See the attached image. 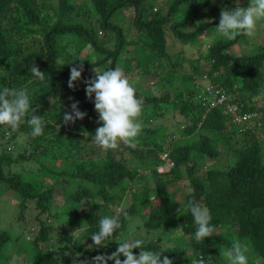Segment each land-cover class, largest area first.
Instances as JSON below:
<instances>
[{
	"label": "trees",
	"instance_id": "obj_1",
	"mask_svg": "<svg viewBox=\"0 0 264 264\" xmlns=\"http://www.w3.org/2000/svg\"><path fill=\"white\" fill-rule=\"evenodd\" d=\"M89 2L98 16L100 28L109 27L114 31L116 46L113 50L103 48L82 25L67 22V15L73 10V5L68 0H37V3L34 0H0V89L7 87L26 90L30 106H39L35 114L41 116L45 122L43 134L32 136V128L27 123V119L33 114L30 107L17 131L9 135L10 129L7 126L0 130L2 137L5 131L8 132L9 140L14 139L19 132L30 133L31 148H40L34 155L38 163L36 175L25 178L10 167L18 160H28L32 156H24V148L11 156L0 146V182L3 188L15 191L21 204L25 200H33L40 210H46L50 207L53 195L51 185L43 186L44 177H59L66 186H73L67 191L66 204L69 209L65 210V214L70 220L67 222L72 224L82 220L86 230L78 238L72 239L70 233H63L57 240L71 244L73 253L89 255L90 258L103 253L95 247L86 248L79 242L80 238L86 237L92 243L91 235L98 231L100 219L108 216V213L104 216L100 210L98 212L99 205L103 202L106 208V204L110 203L113 210L114 203L120 200L126 183L132 180L143 183L138 190L128 191L130 203L124 214L117 213L120 215L121 227L113 235L124 227L126 214L140 215L143 216L146 230L152 232L162 228V231L176 230L180 233L171 247L143 239L146 250L162 251V256L173 259L174 264H191V260L200 255H211L214 264H228L222 253L235 241L249 249L246 253L248 264H253L251 260L255 257L264 258V163L261 142L255 134V124L241 129V125L231 121L224 109L208 108L207 104L196 97L200 87V83H196L192 90L187 86L182 90H173L172 101L169 103L177 109L178 117L184 123L177 131L185 136L183 141H166V134L163 136L164 132L158 127L142 126L134 141L135 148L119 142L116 149L105 151L92 139L91 135L95 134V129L99 126L96 123L98 114L92 112L91 101L86 98L80 86V82L93 76V68L101 66V71L116 68V59L125 43L133 45L135 52L131 59L124 60L123 67L126 70L141 68L146 73L153 68L154 61L169 59L164 49L168 18L178 4L189 3V14L168 23V28L180 40L191 43L198 36L209 32L211 26L215 27L219 23L218 16L189 31L179 29L195 20L203 8L210 9L209 0H164L167 3L166 10L162 13L151 12L148 19L141 18L142 0ZM129 6L134 10L131 22L136 29L137 39L126 40L121 29L108 22V19L116 9ZM63 34L74 36L82 43L86 41L100 57H94L91 61L76 59L68 65L65 72L67 76L64 75L58 69L69 62L60 44ZM235 39L222 40L221 36L212 42L211 47L204 44L203 50L198 49L195 52L191 68L198 74L195 76H205L214 86L233 95L227 100L235 103L238 112L261 110L259 125L262 126L264 134V106H254L250 99L259 93V84L263 80L261 68L264 52L255 55L233 54L227 49ZM201 61L204 63H200ZM74 63L84 65L81 79L75 84L78 88L76 90L68 87L70 67ZM35 65L45 73L43 80L32 74L31 69ZM193 76L182 75L180 83L192 79ZM158 77V81L165 80L166 84L173 78L171 72ZM69 93L73 101H79V110L85 111L87 116L58 129L57 125L62 122L63 113L70 111V104L73 102L66 97ZM50 98L60 104L54 110L49 109ZM167 102V94L159 97L145 95L142 100V104L151 106L154 112ZM225 133L240 134V145L232 146L223 136ZM218 135L223 138L222 144L230 149L232 161L225 165L226 169H223L224 166L217 170L210 168L204 170V175L198 174L201 166L197 161L217 157ZM161 154L171 161L168 173L156 170L164 162L160 158ZM56 160L63 162L57 170L52 165ZM143 169L149 171L150 180H143V176L139 175V171ZM183 179H186L188 188L181 197L184 207L178 212L167 184ZM115 188L117 191H114ZM190 198L209 209L210 225L213 228L223 229L218 233L214 231L202 243L195 240L197 226L185 207ZM81 199H85L87 208L77 211L73 205ZM111 214L116 215L114 210ZM39 224L32 239L35 253L31 262L59 264L51 249L45 250L42 245L48 244L46 236L50 226L41 220ZM112 237L104 243H110ZM14 240L9 232L0 231V261L6 258L1 252L3 246L8 242L13 243ZM187 248L191 252L189 255ZM139 251L140 249L133 250L135 254Z\"/></svg>",
	"mask_w": 264,
	"mask_h": 264
},
{
	"label": "rangeland",
	"instance_id": "obj_2",
	"mask_svg": "<svg viewBox=\"0 0 264 264\" xmlns=\"http://www.w3.org/2000/svg\"><path fill=\"white\" fill-rule=\"evenodd\" d=\"M37 3V0H34ZM69 4L73 5V10L67 15V22L73 24L82 25L87 29L89 34H92L93 38L102 45L103 48L108 50H113L116 46L115 33L113 30L106 27L104 29L100 28L99 22L97 21L98 16L93 11L91 3L89 0H68ZM248 0H209L210 9L203 8L202 12L199 15L187 24L182 26L179 29L182 31H189L195 27H199L205 21H210L220 15L222 8L232 9L236 6L246 7ZM167 3L164 0H142V19H148L151 17V12L162 13L166 10ZM211 10V11H210ZM189 14V3L181 2L177 5V8L174 10L172 15L168 18V23L174 22L175 19L180 20L182 17H186ZM164 15V14H163ZM134 16V10L131 6L121 7L116 9L113 14L108 19V22L119 27L124 35L125 39H137V32L134 28L131 19ZM168 23L165 26L166 34V46L165 52L168 55V58H161L160 60L154 61L153 68L148 72H143L141 68L128 69L126 70L123 67L124 60L131 59L135 52L133 45L130 43H125L121 50L118 58L116 59V66L122 68L124 74L129 78L130 83L136 90V97L143 100L145 95H153L154 97H159L161 95L167 94L168 102L160 105V109L156 112L152 110L151 106H144L142 104V112L137 120L144 127H158L164 133L166 141L169 140H182L185 136L178 134L183 122H181V117H178L177 109L170 106L169 103L172 101V91L173 90H182V88L187 86L192 90V86L196 83L200 85L206 83L208 79H203L202 76L198 75L192 70V64L194 63L195 52L204 49V44L206 39L212 38L214 34L217 33L216 25L215 27L211 26L209 32L202 34L194 39L191 43L182 41L179 37L174 36L172 31L168 28ZM143 34V30H142ZM221 36L216 35V39H219ZM227 39L222 36V40ZM60 44L63 46V52L65 53V58H68L69 62L59 66V70L64 74L68 70V65H71L74 60L80 59L82 61H91L92 58H99L100 54L93 51L91 46L86 43H82L79 39L74 36L63 34L61 36ZM77 47H79L77 49ZM233 54L238 55H255L259 52H264V20L257 22V29L253 36L249 37L241 34L235 39V42L227 49ZM95 57V58H94ZM263 67L261 68L264 74V56L262 57ZM61 62V60H58ZM204 63V62H200ZM202 68V67H201ZM97 71H101L102 67L98 66L95 68ZM166 72L172 73V79L169 84H166L164 81H158V76L163 75ZM182 75H194L192 79H187L184 82L180 83V78ZM67 76V75H66ZM78 83L74 82V84ZM82 91L85 93V84L80 82ZM78 89L77 86L72 88V90ZM259 93L255 96H252L250 99L252 104L264 106V76L263 80L259 84ZM67 98L70 97V93L67 94ZM59 102L54 98H50L48 101L49 109L54 110L59 106ZM91 110L95 114L94 105L91 102ZM248 123V122H247ZM260 123V122H259ZM5 125H0V130L4 128ZM256 135L261 142V149L263 153V163H264V134L262 133V126L256 125ZM229 143L236 147L240 145L241 135L233 133H225L223 135ZM194 138V136H192ZM219 146H218V155L215 158H203L198 162L199 173L204 175V170L215 168V170L222 168L224 166L226 169L228 163L232 161V154L230 149L224 145L223 138L221 135H218ZM161 140V139H160ZM0 146L5 148L11 156H15L16 153L21 152L22 149H25L23 155H31V158L28 160H18L14 165H11L10 169L12 171H17L18 173L25 176V178L33 177L36 175L38 170V163L35 160V154L40 150L32 149L30 144V133L19 132L18 135L12 139H8V132H4V136H0ZM30 153V154H29ZM62 161L56 160L52 165L56 167L62 165ZM133 163H130L132 165ZM170 166L163 162L162 164L156 167V170L160 173L169 171ZM140 169V168H139ZM214 170V171H215ZM139 175L143 176V180H150L151 176L149 171L143 169L139 171ZM170 176V174H169ZM43 186L46 184L51 185L52 187V199L50 207L46 210H40L35 206L33 200H25L22 204L20 199L15 191L10 190L9 188H3L2 183L0 182V231L9 232V234L15 238L13 243L8 242L3 246L1 252L6 256L5 259L0 261V264H32L31 260L34 256V248L32 245L33 236L36 234V231L39 228V220L45 222L50 226L47 232L48 244L43 243V248L45 250H50L54 253L55 258L59 264H73V258L77 260L90 259L89 255L85 254H76L71 250V244H67L64 241H58L57 239L63 233H70L71 238L75 239L80 237L83 231H75L81 226L82 220L74 221L72 224L68 223V217L65 214V210H68L66 199L67 191L73 186H66L60 178H50L44 177ZM142 181L132 180L125 185V189L122 192L120 200L115 201L114 203V213H125L128 204L130 203V196L128 194L129 190L136 189L142 184ZM188 188L186 179L178 180L176 182H171L167 184V189L170 192L173 202H175V207L177 209H183L182 204V195L185 190ZM114 191H117L115 188ZM99 203L100 200H98ZM105 204L103 202L99 205L98 212L102 215L113 216L111 212L112 205L110 203ZM74 209L77 211L85 210L87 205L85 199H81L78 203L73 205ZM64 211V212H63ZM143 216L140 215H129L126 214V222L124 227L118 231L112 237V241L108 244L105 243V246H102L98 249L102 253L111 254L118 247V243L123 242L128 239H146L149 241H154L161 246L171 247L176 242V238L179 236V232L176 230L162 231V228L158 230L149 231L143 226ZM85 225V224H84ZM83 225V226H84ZM236 227H234L235 229ZM223 229L215 228L216 233L221 232ZM187 237V236H184ZM79 242L84 245L86 248H89V245L92 243L89 242V239L86 237H81ZM186 245V244H185ZM190 249L187 248V254L189 255ZM121 260L124 259L123 256L120 257ZM253 264H264V258L255 257L251 260ZM108 264H114L113 261H108Z\"/></svg>",
	"mask_w": 264,
	"mask_h": 264
},
{
	"label": "clouds",
	"instance_id": "obj_3",
	"mask_svg": "<svg viewBox=\"0 0 264 264\" xmlns=\"http://www.w3.org/2000/svg\"><path fill=\"white\" fill-rule=\"evenodd\" d=\"M264 20V0H248L246 7L236 6L232 9L222 8L219 15L217 33L212 38L205 41L206 47H211L216 35L223 36L229 40L235 39L238 35L253 36L257 29V22ZM32 74L40 80L45 78L36 65L31 69ZM93 76L83 80L85 84L86 98L94 105V110L98 114L96 121L98 127L95 134L91 135L93 141L103 150L116 149L118 143L135 148V138L142 130V124L137 117L142 112V101L136 97V90L124 74L122 68L116 67L105 71L92 69ZM84 72L83 63H74L70 67L68 87H75L74 82L81 79ZM73 101L72 97H69ZM79 101L70 104V111H65L62 122L58 123L60 129L62 125L74 124L77 120H82L87 116L85 111L79 110ZM31 107L32 115L27 119V123L32 128V136L43 134L44 120L35 113L39 106H30L29 96L24 89L15 88L0 89V125H5L10 129L9 135L17 131L22 120L25 118ZM187 211L193 217L197 228L195 240L202 243L206 237H211L214 228L210 225L211 214L206 206L201 205L194 198L187 200L185 205ZM181 210L178 209V212ZM84 222L75 231H84ZM121 227L120 215L105 216L99 221V229L91 235L92 244L90 248H100L105 246L104 241L113 236L116 229ZM134 249H140L138 254ZM143 239H128L118 243V247L111 254H98L90 259L77 260L73 258V264H174L173 259L162 256V251L146 250ZM249 251L246 245L235 241L232 246L225 249L222 255L227 259L228 264H248ZM124 259L121 260L120 257ZM191 264H214L211 255L205 257L200 255L191 260Z\"/></svg>",
	"mask_w": 264,
	"mask_h": 264
},
{
	"label": "built area",
	"instance_id": "obj_4",
	"mask_svg": "<svg viewBox=\"0 0 264 264\" xmlns=\"http://www.w3.org/2000/svg\"><path fill=\"white\" fill-rule=\"evenodd\" d=\"M202 77L206 79L205 76ZM230 96L233 97V95L225 92L220 87L214 86L209 80L200 85L196 94L200 102L207 104L208 108L218 107L224 109L231 121H235L241 125V129H244L247 125H259L261 110L257 112L246 111L240 113L237 111L238 109L235 103H230L227 100ZM160 158L163 159L167 165H171V161H169L164 154H161Z\"/></svg>",
	"mask_w": 264,
	"mask_h": 264
}]
</instances>
